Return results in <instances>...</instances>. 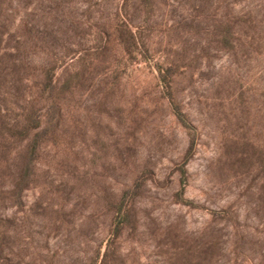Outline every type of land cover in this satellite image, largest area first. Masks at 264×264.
<instances>
[{
  "label": "rangeland",
  "instance_id": "374dc122",
  "mask_svg": "<svg viewBox=\"0 0 264 264\" xmlns=\"http://www.w3.org/2000/svg\"><path fill=\"white\" fill-rule=\"evenodd\" d=\"M125 20L150 58L125 53ZM0 34L28 59L0 70L9 264H264V0H0ZM32 112L19 203L27 141L7 133Z\"/></svg>",
  "mask_w": 264,
  "mask_h": 264
},
{
  "label": "trees",
  "instance_id": "16d2710c",
  "mask_svg": "<svg viewBox=\"0 0 264 264\" xmlns=\"http://www.w3.org/2000/svg\"><path fill=\"white\" fill-rule=\"evenodd\" d=\"M9 37L10 38L6 39L7 35L0 34V70L12 74V71H18V69L23 67L28 60L26 59V56L22 54L27 48V41L26 37L23 35ZM118 39L127 55L132 57L143 55L146 58H150L151 49L148 45V41H146L143 34L136 32L132 28L129 21L125 20L122 23V26H120V29L118 30ZM169 65L171 66V64ZM156 66H158L160 79L164 80V82H170L169 78L173 76V74L170 73L172 66L166 75H163V66L160 65V63H157ZM173 108L178 120L185 127H190L188 118L181 105L174 101ZM42 128V118L32 112V114L30 113L25 116L20 125L8 129L7 138H18L27 141L26 150L21 157V167L18 173V178L12 188V195L18 199L19 203H21L22 194L29 189L35 176L36 162L41 146V133H39V131H41ZM34 132L36 133L34 134ZM183 173L185 174V171ZM127 196H129V193L126 194V197ZM125 201L126 199L122 203L121 199L119 203H113V208L117 213L114 233L115 236L118 237L122 234V226L130 220V214L126 209ZM0 229L2 230V232L0 231V240L7 239L9 235L8 227L2 218H0ZM3 251L4 250L0 249V262L2 264H9L8 257H4Z\"/></svg>",
  "mask_w": 264,
  "mask_h": 264
}]
</instances>
